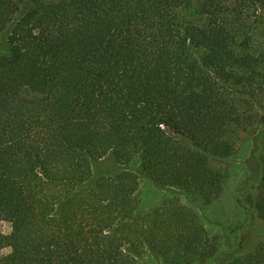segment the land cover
Here are the masks:
<instances>
[{"label": "trees", "instance_id": "trees-1", "mask_svg": "<svg viewBox=\"0 0 264 264\" xmlns=\"http://www.w3.org/2000/svg\"><path fill=\"white\" fill-rule=\"evenodd\" d=\"M263 99L264 0H0V264H264V242L221 254L175 198L137 213L129 169L206 206L248 134V224Z\"/></svg>", "mask_w": 264, "mask_h": 264}, {"label": "rangeland", "instance_id": "rangeland-1", "mask_svg": "<svg viewBox=\"0 0 264 264\" xmlns=\"http://www.w3.org/2000/svg\"><path fill=\"white\" fill-rule=\"evenodd\" d=\"M261 102V105L264 106V99ZM249 138L250 135L243 133L236 137L237 153L227 162L214 165L216 168L227 170L230 177L221 197L206 206L196 202L192 204L184 196L169 194V190L159 188L148 180L141 173L138 165L131 166L129 169L136 176L138 182V189L135 194L136 212L139 214L146 213L159 207L165 199L175 198L181 205L190 208L196 214L199 223L209 235L217 238L221 254H228L233 249H236L238 253L253 251L258 244L264 242V223L258 219L254 208L255 203L264 197V175L259 186H250L249 188L248 202L251 211L248 224H243L244 220L248 219L243 210L236 204L239 184L250 176H257L258 173V169L255 171L250 168L251 163L254 166V161L250 156L252 144ZM115 170L116 166L112 159L103 161L93 168L96 176L104 175L106 177L111 176L113 172L115 173ZM245 199L247 201L246 197ZM10 231L9 223H0V234L8 235ZM135 264L163 263L156 255L145 250L141 251L135 258Z\"/></svg>", "mask_w": 264, "mask_h": 264}]
</instances>
